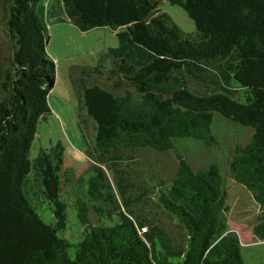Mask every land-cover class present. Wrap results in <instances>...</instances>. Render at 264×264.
I'll use <instances>...</instances> for the list:
<instances>
[{
  "label": "trees",
  "instance_id": "trees-1",
  "mask_svg": "<svg viewBox=\"0 0 264 264\" xmlns=\"http://www.w3.org/2000/svg\"><path fill=\"white\" fill-rule=\"evenodd\" d=\"M40 1L8 2L14 51L0 67V264H245L229 227L224 165L209 159L197 169L188 154L192 144H218L219 120L251 129L227 172L261 209L252 227L264 241V0H166L187 12L195 35L161 11L164 0H63L81 30L117 31L112 77L127 84L122 93L104 83L82 87L96 163L78 183L74 206L63 193V148L30 158L56 80ZM137 149L176 153L177 171L157 198L184 229L183 244L125 212L108 185L112 158Z\"/></svg>",
  "mask_w": 264,
  "mask_h": 264
},
{
  "label": "rangeland",
  "instance_id": "rangeland-1",
  "mask_svg": "<svg viewBox=\"0 0 264 264\" xmlns=\"http://www.w3.org/2000/svg\"><path fill=\"white\" fill-rule=\"evenodd\" d=\"M8 2L0 0V67L8 65L14 51L6 24ZM160 9L185 34L195 35L196 25L181 6L164 0L160 3ZM37 11L48 35L46 52L56 65V80L48 96L51 113L38 125L31 144L30 158L35 162L42 151H50L57 145L63 148L64 170L68 175L63 193L74 206L75 199L80 196L77 192L78 183L81 181L84 184L87 171L96 163L93 120L84 110L82 87L104 83L117 93L127 89V84L121 82L120 78L112 77L116 61L113 50L119 47L120 42L117 31L111 27L81 30L70 20L63 0H42ZM251 134L248 127L219 120L215 131L218 144L214 147L192 144L195 150L192 149L193 153L186 155L197 169L207 166L209 159L221 160L228 178L229 227L243 236V239L240 238L243 262L264 264V241L256 237L252 227L262 211L251 193L244 186L231 181L227 172L235 145L246 144ZM180 149L184 153L188 152L186 144H182ZM111 161L116 163L117 171L114 177V170L108 169L111 175L108 185L115 191L122 209L134 218L140 217L142 223L146 220L154 222L171 234L172 243L183 244L186 237L184 229L157 198L160 188L168 186L177 171L176 153L150 149L125 150ZM116 181H122L120 188ZM108 198L112 200L113 196ZM101 205L104 206H98ZM112 207L107 206V214L115 218L116 211ZM93 218L96 220V215Z\"/></svg>",
  "mask_w": 264,
  "mask_h": 264
},
{
  "label": "crops",
  "instance_id": "crops-1",
  "mask_svg": "<svg viewBox=\"0 0 264 264\" xmlns=\"http://www.w3.org/2000/svg\"><path fill=\"white\" fill-rule=\"evenodd\" d=\"M234 230H236V229H234ZM239 237H240L241 239H243V238H242L243 236H239ZM251 241H254V240H251Z\"/></svg>",
  "mask_w": 264,
  "mask_h": 264
}]
</instances>
